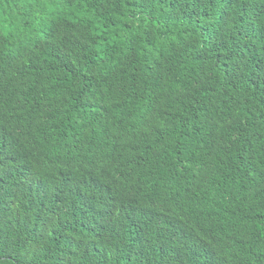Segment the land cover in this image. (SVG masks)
<instances>
[{
    "label": "trees",
    "instance_id": "trees-1",
    "mask_svg": "<svg viewBox=\"0 0 264 264\" xmlns=\"http://www.w3.org/2000/svg\"><path fill=\"white\" fill-rule=\"evenodd\" d=\"M0 264H264V0H0Z\"/></svg>",
    "mask_w": 264,
    "mask_h": 264
}]
</instances>
